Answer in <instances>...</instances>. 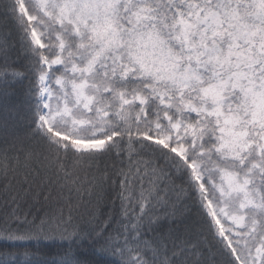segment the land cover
Wrapping results in <instances>:
<instances>
[{
	"label": "snow or ice",
	"instance_id": "6c2138e0",
	"mask_svg": "<svg viewBox=\"0 0 264 264\" xmlns=\"http://www.w3.org/2000/svg\"><path fill=\"white\" fill-rule=\"evenodd\" d=\"M0 109V264H264V0H0Z\"/></svg>",
	"mask_w": 264,
	"mask_h": 264
},
{
	"label": "trees",
	"instance_id": "16d2710c",
	"mask_svg": "<svg viewBox=\"0 0 264 264\" xmlns=\"http://www.w3.org/2000/svg\"><path fill=\"white\" fill-rule=\"evenodd\" d=\"M3 116H4V113H3L2 109H0V120L3 119ZM25 123L26 122L23 119L19 120V126L21 128V131L24 130ZM0 147H3L2 137H0ZM5 183H6V181H4L3 178H0V212L5 211V208H4V201H5L4 185H5ZM14 187H15V185H14ZM35 190L36 189L34 187V190L32 193H30L28 196H26L20 200L19 204H20L21 212H28V211L36 212L41 208L48 211V210H54L56 208L55 199H50L49 201L45 202L41 198L38 203L35 202V200H34ZM44 191H47V189H45ZM52 195H53V197L56 196L55 191H53ZM65 196H67V193H65Z\"/></svg>",
	"mask_w": 264,
	"mask_h": 264
}]
</instances>
